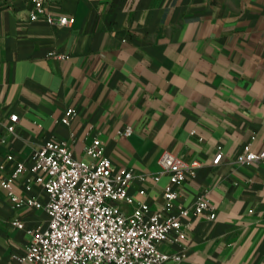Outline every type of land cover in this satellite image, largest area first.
I'll return each mask as SVG.
<instances>
[{"label": "crops", "instance_id": "0c3cea01", "mask_svg": "<svg viewBox=\"0 0 264 264\" xmlns=\"http://www.w3.org/2000/svg\"><path fill=\"white\" fill-rule=\"evenodd\" d=\"M45 6L44 16L31 19L32 0H0V175L13 169L9 153L27 160L52 138L91 161L85 148L98 137L115 169L146 175L132 181L135 201L159 210L169 182L166 174L153 178L162 153L197 159L196 174L178 187V203L192 208L204 196L215 216L188 217L184 240L158 245L182 259L159 264H264V160L237 162L245 145L264 148V0ZM62 16L71 23L61 24ZM68 108L75 114L65 123ZM127 126L132 133L120 134ZM219 147L223 157L214 163ZM27 176L16 182L18 193ZM47 224L45 211L17 206L0 189V264H33L17 257L32 240L29 230Z\"/></svg>", "mask_w": 264, "mask_h": 264}, {"label": "built area", "instance_id": "2783aa9c", "mask_svg": "<svg viewBox=\"0 0 264 264\" xmlns=\"http://www.w3.org/2000/svg\"><path fill=\"white\" fill-rule=\"evenodd\" d=\"M34 9L31 19L46 14V0H32ZM49 21L55 19L47 16ZM61 24H69L68 16L58 18ZM63 56V55H62ZM75 114L68 108L62 121L70 123ZM7 130L14 133L18 114L10 115ZM131 126L120 131L130 135ZM195 131H192L194 134ZM5 140V139H4ZM85 151L93 157L88 161L76 157L69 143L52 138L35 149L27 160H20L13 153L7 158L13 169L7 176L0 175V189L9 191V198L17 206H28L45 211L48 224L29 230L32 240L21 261L33 264H159L167 259L181 260L179 253L159 249V243L167 240L181 241L187 237L193 215L209 212L214 218L213 206L204 196H199L192 208L178 203V187L188 175H195L200 162L186 161L169 150L160 159V174L169 176L164 187V206L152 210L146 201L136 202L130 194L134 178L144 180L146 175L136 173L132 167L115 169L112 160L104 152L101 140L95 137ZM223 157L221 147L214 158L218 163ZM264 160V148L254 149L245 145L237 156L240 164L253 165ZM28 172L24 192L18 193L14 186ZM38 188V191H33ZM145 192V189H141ZM121 202L132 205L126 211ZM12 223L24 228V223Z\"/></svg>", "mask_w": 264, "mask_h": 264}]
</instances>
